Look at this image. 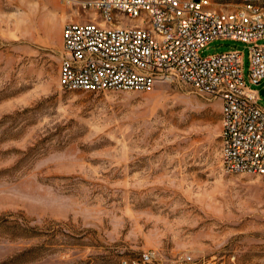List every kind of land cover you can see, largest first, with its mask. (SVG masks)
Here are the masks:
<instances>
[{
    "label": "rangeland",
    "instance_id": "rangeland-1",
    "mask_svg": "<svg viewBox=\"0 0 264 264\" xmlns=\"http://www.w3.org/2000/svg\"><path fill=\"white\" fill-rule=\"evenodd\" d=\"M81 2L0 0V264H119L147 249L264 264V175L222 169L217 97L176 80L59 88L62 29L90 20ZM234 50L264 107L247 44L217 39L199 56Z\"/></svg>",
    "mask_w": 264,
    "mask_h": 264
},
{
    "label": "built area",
    "instance_id": "built-area-1",
    "mask_svg": "<svg viewBox=\"0 0 264 264\" xmlns=\"http://www.w3.org/2000/svg\"><path fill=\"white\" fill-rule=\"evenodd\" d=\"M87 22H70L61 32L57 83L64 91L149 93L176 80L220 101V158L228 173L264 175V109L243 76V53L200 57L211 41L249 46L248 76L264 79V6L246 2L232 11L209 0H82ZM234 264L224 259L154 249L119 264Z\"/></svg>",
    "mask_w": 264,
    "mask_h": 264
},
{
    "label": "crops",
    "instance_id": "crops-1",
    "mask_svg": "<svg viewBox=\"0 0 264 264\" xmlns=\"http://www.w3.org/2000/svg\"><path fill=\"white\" fill-rule=\"evenodd\" d=\"M233 10H235V9H233ZM224 11H227V10H224ZM230 11H232V10H230ZM255 90V89H254ZM256 91V90H255ZM256 93H257V97H258V104H259V96H258V91H256ZM259 106H260V104H259ZM261 107V106H260ZM263 109H264V107H262Z\"/></svg>",
    "mask_w": 264,
    "mask_h": 264
},
{
    "label": "water",
    "instance_id": "water-1",
    "mask_svg": "<svg viewBox=\"0 0 264 264\" xmlns=\"http://www.w3.org/2000/svg\"><path fill=\"white\" fill-rule=\"evenodd\" d=\"M256 84V83H255Z\"/></svg>",
    "mask_w": 264,
    "mask_h": 264
}]
</instances>
